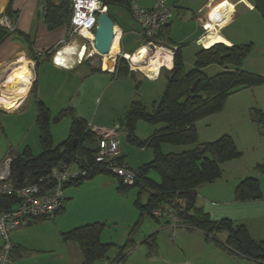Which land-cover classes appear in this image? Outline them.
<instances>
[{
	"label": "rangeland",
	"instance_id": "rangeland-1",
	"mask_svg": "<svg viewBox=\"0 0 264 264\" xmlns=\"http://www.w3.org/2000/svg\"><path fill=\"white\" fill-rule=\"evenodd\" d=\"M161 1H163L165 6L172 8L173 14L170 19L172 22L168 30V35L173 40L172 44L174 45H170L168 40V42H166L163 34H161L162 36L157 34L158 36L156 35V38L146 37L147 40L143 38V45L147 47L145 51L147 54L152 55V53L160 49H158L160 46L162 47L160 50L168 49V51H174V49L179 46L183 60V70L188 71L194 67L195 52L200 47L204 48L213 44L215 42V36L212 34L204 37L203 40L200 41L204 47L196 42L195 39L200 35V32L196 35L193 32L195 27L193 13L196 9L189 5L190 0ZM156 2L157 0H140L137 4L141 7L145 6L150 8L154 6ZM186 5H189V9L182 12L181 8ZM262 11V13H264V10ZM2 12L0 13V17H3L1 16ZM109 14L113 19L121 22H123L124 17L128 15L126 14V10L117 4L109 7ZM253 14H256V20H254L250 27H242V24L240 26L230 27L231 35L236 39L231 43H251V50L246 58L242 60L239 68L251 74L264 75V19L261 16L262 14L257 11H254ZM229 15L230 14H227L218 20L221 25ZM244 15L245 14H242L240 21L241 19L243 20ZM126 19L127 17L125 20ZM34 25L39 31L42 27V21L39 20L38 24L35 23ZM11 34H16L19 41L26 43L25 39L18 31H13ZM218 37L223 41V37L219 32ZM74 39L77 47L83 41L79 37H75ZM71 44L73 43H69V45ZM139 44V36L132 34L127 35L122 44L123 50L135 52ZM93 50L92 42L87 43V53L83 58V63L80 65L76 64L65 74H55L52 71L50 72L46 65L43 66L42 79L47 83L45 89H50L54 82L58 89L59 96L66 98V105L73 107L75 114L86 119L90 127L93 126L97 128L95 130L92 129L97 135L100 136L103 129L117 130L119 153L124 157V163L127 167L136 170L153 158V151L149 147L137 146L126 139L125 114L130 102L134 99H139L146 111L151 112L153 110L154 104L162 97L166 84L163 67H168L166 64L161 63L158 68V75L154 78H150L144 71L135 67V62L129 60L130 64L124 57L129 69L134 72L133 76H113L110 72L114 70L115 66L114 68L111 66L108 67L111 71L102 70L99 72H91V68H98L99 61V55ZM90 54L92 55L90 56ZM119 56H122L121 50L120 54L108 53L106 57L115 59L116 63ZM222 69L223 67L219 64L210 63L206 65L202 71L207 76H213L222 71ZM258 89L264 90V83L234 89L227 96L225 105L221 111L213 114L209 119H199L195 123L198 138L209 139L211 138V133L216 130L222 131V133L219 134L220 136L223 134L231 136L236 148L240 152V155L231 162H234L243 173H250L249 175H259L261 171L258 164L263 165L264 163V135L261 134L262 131L264 132V126L256 124L251 117V108L259 109L256 103L258 95L256 92ZM44 95H48V91ZM47 99H50V97ZM49 103L52 105L53 102L49 100ZM57 113L54 112V114H51V117L55 116ZM21 116L22 120L7 117L6 131L8 132V140L12 141L14 145H19V151L23 150L28 144L33 154L36 155L41 152V147L38 141L37 125L31 121V109H24ZM21 121H23L22 126L20 124ZM162 125H164L163 122L153 124L138 120L134 132L138 139L143 140L151 135L156 128ZM69 127L70 120L68 117H65L59 122L51 121L50 129L55 144L60 143L68 136ZM21 138L24 140L23 143L20 142ZM4 144L9 145L5 135L0 131V146H4ZM190 147L191 145L163 144L161 148L164 152H179ZM93 152H91V155H93ZM86 155L87 154H82L80 156L84 157ZM91 158L93 157H90L89 160H91ZM224 166L221 168H224ZM81 167L83 169L86 168L84 165ZM70 169L76 170L77 167L75 164H71ZM91 169L92 168H90V170ZM90 170L87 168L84 175ZM149 176L159 180V176L154 172L149 173ZM117 186V178L114 175L104 173H99L92 178H87L79 185L67 186L64 190L67 197L65 201V210L56 214L54 219H45L43 221L34 222L30 226H26L27 228L24 227L20 230H11L9 232V237L12 245L15 244V239L20 237L28 243L41 247H48L46 248L47 250H44L48 252L38 254L36 259L37 264H80L81 255L77 245L72 241L64 242L61 233L85 223L101 222L104 226L100 234V240L101 242L111 244L107 250L106 256L98 260L97 264H119L115 261L116 254L119 251L118 246L124 244L129 238L132 240H134L135 237L137 240L140 239V237L144 233H148L151 227L156 223L154 221L155 219L150 215H144L142 218L140 217V212L134 205L139 191L137 187L120 190ZM139 195L141 201L144 202L147 199L148 192L142 191ZM241 222L247 225L253 237H264V233L262 232L264 229V216L261 218L252 216L247 219L245 218V220H241ZM241 222L235 221V224ZM259 223L262 224V228L260 229ZM218 233L221 236L225 235V231ZM2 243L3 238L0 234V247ZM134 245L135 242H133V245L128 250L134 247ZM140 246L141 249L138 248L134 253V257L137 258L134 262L142 257L139 262L142 261L141 264H144L143 255L147 252V249L145 244ZM208 250H214V254L227 259L229 264H255L254 261L240 258V256L236 258L237 261H233L226 255V251L224 252L219 246L209 247ZM128 260L129 258L123 261L122 264H128ZM159 261V258L152 257L149 258L147 264H159Z\"/></svg>",
	"mask_w": 264,
	"mask_h": 264
},
{
	"label": "trees",
	"instance_id": "trees-1",
	"mask_svg": "<svg viewBox=\"0 0 264 264\" xmlns=\"http://www.w3.org/2000/svg\"><path fill=\"white\" fill-rule=\"evenodd\" d=\"M11 1H8L1 16H7L11 23H14L17 12L11 7ZM101 1L107 6L108 13L109 7L114 4L131 10V0ZM70 14L69 2L51 0L43 12V21L48 29H54L67 23ZM13 31H16V28L9 30L0 24V42ZM161 34V32L158 33L159 36H162ZM250 50L251 43L216 42L206 48L200 47L194 55V67L184 71L181 51L177 46L173 51L172 67H163L166 84L162 97L154 104L153 110L146 111L142 102L134 99L130 102L125 114L126 139L137 146L149 147L153 151V158L150 161L133 170L135 181L132 184L124 183L122 176L102 162L92 159L88 164L92 166V169L86 175L66 182L65 188L69 185H79L83 180L99 173L114 175L118 180V189L127 190L130 187L139 189L134 205L138 208L141 218L144 215H150L158 219L153 216L152 210H171L180 224L201 230L207 239H215L218 232L225 231L224 245L227 248L239 255L254 259L258 264H264V238L254 239L245 224H235L230 218L212 219L203 208L195 204L197 188L203 183L219 178L222 173V163L240 155L233 139L227 134L212 141L199 142L195 123L199 119L221 111L227 96L234 89L264 83V75L251 74L239 68ZM210 63L219 64L223 67L222 71L213 76L205 75L202 69ZM90 71L102 70L93 67ZM110 73L115 77H127L134 74L123 56L118 57L115 68ZM195 80L197 82L192 90L191 86ZM36 90V84H33V94H36ZM64 117L70 118L69 133L63 141L55 144L50 123L58 122ZM251 117L256 124L264 126L262 110L251 108ZM138 120L153 124L163 122L164 125L156 128L147 138L140 140L134 132ZM35 122L41 152L35 155L29 146H25L23 151L11 156L9 177L14 186L39 182V179L58 162L71 164L82 154L91 155L92 153L85 150L82 144L84 142L96 144L100 137L91 129L86 119L75 114L72 107L62 108L51 117L49 108L41 99L36 100ZM74 139H77L76 146L73 145ZM163 144L191 145V147L179 152H164L161 148ZM199 146H203L202 151L199 150ZM62 147L64 150L61 152ZM115 164L127 166L124 163V157L120 154L115 158ZM151 172L156 173L159 180L150 177ZM142 191L148 192L144 202L139 195ZM261 196L259 181L255 177H245L240 180L233 192V198L236 201L253 200ZM18 202L15 195L0 193V212L12 209ZM43 220L45 218H33L29 224ZM103 226L101 222H92L61 233L63 240L77 243L81 253L80 264H97L98 260L106 256L111 243H103L100 240ZM145 244L150 250L155 249L154 236L147 237ZM132 245L131 238L119 245L116 258H122Z\"/></svg>",
	"mask_w": 264,
	"mask_h": 264
},
{
	"label": "crops",
	"instance_id": "crops-1",
	"mask_svg": "<svg viewBox=\"0 0 264 264\" xmlns=\"http://www.w3.org/2000/svg\"><path fill=\"white\" fill-rule=\"evenodd\" d=\"M8 1L9 0H0V13L4 11L6 5L8 4ZM136 2L139 3L140 0H136ZM189 5H191L192 8L196 9L193 13L195 19V27L193 32L195 35L200 32V35L195 39L196 42H198L199 38H201L202 36L206 37L212 34H214L215 36L214 43L219 42L221 41V39H219L218 37L219 32L223 37V41L221 42L225 44H232L231 42L236 39H234L235 37L231 35L230 27L240 26L241 24L242 27H250L254 20H256V14H253L254 11L261 13L262 18L264 15V13H262V10H264V0H190ZM189 5L182 7V12L189 9ZM11 7L15 12H17L16 20L14 21V23H12V26L16 28V31H18L20 35H22L26 43L19 41L16 34H10L0 42V100L2 96H7L10 99H13L12 101L14 102L13 104L5 105L0 101V131L5 135L6 141L9 143V145L4 144V146H0V161H2L6 156H12L18 152L23 151H19V145H14L12 141L8 140V132L6 131L7 117H12L16 120H22L21 114L23 113V110L29 108V110L31 109L32 113L31 121L36 123L35 112L37 99H41L47 105L51 114H54V112L57 113L62 108L70 106L66 105L67 103L65 97L59 96L58 89L56 88L54 82L52 83V87L50 89H45L47 83H45L42 79V68L46 65L48 70L50 72L52 71L55 74H65L66 72L70 71L69 68L57 66V64L54 63L53 57L56 50H60L66 44L74 42L75 37L80 38L78 34L70 35L66 24L54 29H48L43 21V10L38 0H12ZM142 7L147 8L145 6ZM126 14L128 15L125 17L123 16V22L116 21L114 19L116 26L120 30V48L118 51L119 53L116 52V55L120 54V50L122 51V55H129L134 52L133 51L132 53H130L123 50L122 44L127 35L132 34L140 37V44L136 47V50L140 46H144V37L142 36V28L139 22L133 17L131 10H126ZM217 14L221 16V18H223L227 14L230 15L221 25L220 23H218V20H220L221 18L217 19ZM242 14L245 15L243 17V20L241 19L240 21V17L242 16ZM126 17L127 19L125 20ZM39 20L42 21V27L38 31V28H36L34 24H38ZM171 22L172 21H169L162 34L166 42L169 41L170 45H174L172 44L173 40L168 35V30L170 28ZM79 46H83V41L79 44ZM85 46L87 47V44ZM169 51L170 63H167L166 61H159V66L162 62L163 64H166L168 68L172 67L173 51ZM91 55L92 54H90V56ZM22 64L25 65L27 69V78L24 81L23 85L21 84V81L20 83L16 84L14 79L11 78V75L15 71L14 69H19L20 66H23ZM80 64L82 63H77V65ZM17 65L18 67H15ZM19 84H21V86ZM33 84H36V94H33L32 92ZM19 86L22 88H20ZM47 91L48 95H44ZM256 94H258L256 99L257 106L264 113V90L258 89ZM49 97L50 99H47ZM49 100L53 102L52 105L49 103ZM212 115L213 114L202 119H209ZM20 124L22 126L23 121H21ZM221 133L222 131L216 130L215 132L211 133V138L201 139L199 137L198 141H210L213 138H218V136H220L219 134ZM261 134L264 135V132L262 131ZM116 137L118 139V134ZM20 142H24L23 138H21ZM26 146L29 145L27 144ZM29 148L31 150L30 146ZM231 161H233V159L222 163L221 167H223L224 165L225 166L224 168H222V173L219 178L211 182L203 183L197 188L195 204L203 208L212 219L227 217L232 219L234 222H241V220H245V218L247 219L252 216L261 218L262 216H264V163L263 165L258 164V167L261 171L259 175H255L252 173V175H249L250 173H243L240 169H238L234 162ZM245 177H255L258 179L260 190L262 193L261 198L246 201L234 200V188L237 183ZM65 208L66 206H64V208H62V210H60L58 213L65 210ZM154 221L156 224L151 227L148 233H144L138 240L135 237V239L133 240V242H135L134 247H132L130 250H127L122 258H115L116 263L122 264L123 261H126L129 258L128 264H141L142 261L139 262V260H141L142 257L141 259L134 262V260L137 259L134 257V253L138 248L141 249L140 245L145 244V239L147 237L153 235L156 241V247L155 249L150 250L145 244L147 252L143 255L144 264H147L149 262V258L152 257L159 258V264H229L227 262V259L221 258L217 254H214V250H208L209 247L214 246H219L220 249L224 250V252L226 251V255L233 261H237L236 258H239L238 256H240V258L252 260L255 262V264H257L254 259L239 255L224 245L226 232L223 236L217 233L215 239H207L204 232H202L201 230L188 228L183 224L173 225V223H171L167 217H159ZM31 224L32 223L26 226L28 227ZM238 224L245 223L241 222ZM24 227L16 228L14 230H20ZM260 228H262V224L259 223V229ZM262 232L264 233V229L262 230ZM251 236L253 237V235ZM19 238H16L15 244L12 245L11 256L13 264H37L36 259L38 257V254L42 252H48L44 251L47 250L46 248L48 247L34 245L28 243L27 241H24L22 238ZM253 238L256 240H261L264 237ZM63 241L67 242L70 240ZM75 244L77 245V243Z\"/></svg>",
	"mask_w": 264,
	"mask_h": 264
},
{
	"label": "built area",
	"instance_id": "built-area-1",
	"mask_svg": "<svg viewBox=\"0 0 264 264\" xmlns=\"http://www.w3.org/2000/svg\"><path fill=\"white\" fill-rule=\"evenodd\" d=\"M49 1L51 0H38L43 12ZM65 1L69 2L71 8V14L66 23L70 35L78 34L83 40V46L89 42L91 43L97 16L100 12H107V6L101 0H80V7L77 8V0ZM92 3L96 4L95 8L90 7ZM130 9L133 17L142 28V36L144 38H156V35L166 28L173 14L172 8L165 6L161 0H157L156 4L150 8L141 7L135 0H131ZM0 24L9 30L14 28L5 15L0 17ZM87 25H90V27ZM87 32L91 34V38L87 37ZM59 51V49L56 50L55 54ZM123 55L130 63L127 54ZM92 127L91 129L93 130L97 129ZM100 134L93 155H86L87 157L79 156L76 161L71 163L76 165V170L70 169L71 164L58 162L47 174L39 179V182L14 186L9 177L12 157L6 156L0 161V193L15 195L19 200L12 209L0 212V234L3 238V243L0 247V264H13L11 256L12 243L9 232L28 225L33 218H54L65 206L67 199L64 192L66 182L84 176L87 168L89 170L92 168L91 165L88 166L92 159L96 162H102L112 171L122 176L124 183L132 184L135 181L136 177L133 170L125 165L118 166L115 164V158L120 154L119 141L116 137L117 130L103 129ZM90 157L93 158L89 160ZM82 165L86 168L83 169ZM152 214L157 218L167 217L173 225L180 224L175 213L171 210L154 209Z\"/></svg>",
	"mask_w": 264,
	"mask_h": 264
},
{
	"label": "bare ground",
	"instance_id": "bare-ground-1",
	"mask_svg": "<svg viewBox=\"0 0 264 264\" xmlns=\"http://www.w3.org/2000/svg\"><path fill=\"white\" fill-rule=\"evenodd\" d=\"M213 10V9H212ZM223 17V16H222ZM216 18L217 19H219V18H221V16H219L218 14L216 15ZM218 23H220L219 21H218ZM114 29H115V37H114V39H113V42H112V45H111V49H110V52L109 53H116V52H118L119 51V35H120V30H119V28L115 25V27H114ZM86 35H87V37L88 38H91V34L90 33H86ZM205 36H203V37H201L200 39H199V42L201 41V40H203V38H204ZM71 43H75V42H71ZM201 43V42H200ZM66 45H69V44H66ZM65 45V46H66ZM76 45V44H75ZM202 45V44H201ZM64 46V47H65ZM203 46V45H202ZM64 47H62V48H64ZM204 47V46H203ZM61 48V49H62ZM145 48V49H144ZM162 49V47L160 46V47H158V49ZM60 49V50H61ZM77 49H78V51H80V52H82L83 53V56H82V59H80V61L78 62V63H81L82 62V60H83V58H84V56H85V54L87 53V47L86 46H82V47H80V46H78L77 47ZM147 48L145 47V46H140L138 49H137V51H135L134 53H132L131 55L129 54V55H127V57H128V59L130 60V61H133V62H135L136 63V65H135V67L136 68H139L140 70H142V71H144L149 77H155L156 75H157V73H158V68H159V61H166L167 63H170V51H168V50H157L155 53H152V55H149V54H147L146 53V50ZM93 51H95V49L93 50ZM90 53V52H89ZM91 53H93V52H91ZM58 54V53H57ZM57 54H55L54 55V57L53 58H55V57H57ZM172 55V54H171ZM107 56V55H106ZM105 55H103V63H102V68L103 69H107L108 67H106V65H105V60L107 59V57H106ZM115 56V55H114ZM162 63V62H161ZM24 64V63H23ZM22 64V65H23ZM77 64V63H76ZM75 64V65H76ZM15 67H18V65L17 66H15ZM15 71L13 72V74L11 75L12 77V79H14V81H15V83L16 84H18V83H20V81H21V84L23 85V83H24V81L26 80V78H27V69H26V67H25V65H23L22 67L20 66V68L19 69H14ZM30 71V70H29ZM28 71V72H29ZM11 74V73H10ZM9 77V76H8ZM11 79V80H12ZM28 80H29V78H28ZM21 84H19L20 86H21ZM18 86V85H17ZM19 86V87H20ZM24 86H25V84H24ZM12 88V87H11ZM20 88H22V87H20ZM19 90V89H18ZM23 90H24V88H23ZM1 91V90H0ZM14 91H15V89H14ZM9 93H10V91H9ZM13 93V92H12ZM19 93V92H18ZM17 93V94H18ZM5 94V93H4ZM12 95V94H11ZM19 95V94H18ZM13 99H10L9 97H7V96H2L1 97V102L2 103H4L5 105H10V104H13L14 102L12 101ZM16 100V99H15ZM4 106V105H3ZM9 108H11V107H9Z\"/></svg>",
	"mask_w": 264,
	"mask_h": 264
},
{
	"label": "water",
	"instance_id": "water-1",
	"mask_svg": "<svg viewBox=\"0 0 264 264\" xmlns=\"http://www.w3.org/2000/svg\"><path fill=\"white\" fill-rule=\"evenodd\" d=\"M115 21L112 18V16L108 12H100L96 19V25L94 27V33H93V41L92 45L95 49V53L99 55V61H98V68L100 70H111V69H103L102 63H103V55H107L110 52L111 45L113 42V39L115 37ZM203 37V36H202ZM199 41V40H198ZM200 43V42H199ZM125 57L124 55H122ZM106 66H111L114 68L115 66V59L113 58H107L105 60ZM197 80H195L191 86V89L193 90L195 88ZM77 139L73 140V145L76 146ZM82 147L85 150L88 151H95L96 144L91 142H84L82 144ZM64 150V147L61 148V152ZM199 150H203V146H199Z\"/></svg>",
	"mask_w": 264,
	"mask_h": 264
},
{
	"label": "clouds",
	"instance_id": "clouds-1",
	"mask_svg": "<svg viewBox=\"0 0 264 264\" xmlns=\"http://www.w3.org/2000/svg\"><path fill=\"white\" fill-rule=\"evenodd\" d=\"M77 8L80 7V0H77ZM91 8H95L96 4L92 3L90 5ZM90 27V25H87ZM83 53L78 51L77 46L75 43L71 45H66L64 48H62L58 54L57 57L54 58V63L57 64L59 67L64 68H72L75 66L76 63L82 59Z\"/></svg>",
	"mask_w": 264,
	"mask_h": 264
}]
</instances>
